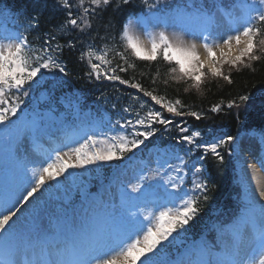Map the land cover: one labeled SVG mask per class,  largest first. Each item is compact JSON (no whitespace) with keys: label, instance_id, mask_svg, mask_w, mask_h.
<instances>
[{"label":"snow or ice","instance_id":"obj_1","mask_svg":"<svg viewBox=\"0 0 264 264\" xmlns=\"http://www.w3.org/2000/svg\"><path fill=\"white\" fill-rule=\"evenodd\" d=\"M60 8L66 9L67 19L54 26V32L47 33V38L43 40L39 47L30 42L25 32L18 31L14 37L5 38L7 43L0 42V133L9 144H15L27 133L38 131V121L34 118L31 121L22 119L18 122L11 120L16 116L20 105L23 103L21 95H29L26 85L30 88L32 83L41 74L42 69H56L64 77L68 76L67 64L63 60L64 50L69 51L77 47L76 37L68 36L65 43L58 42V35H65L67 29H78L81 33L91 30L94 27V20L100 21L101 26L110 21L103 18V13L109 6H113L114 11H121L123 6L131 4L132 0H87L88 6L85 7L86 0H77V6L82 9V14L73 18V5L70 0H56ZM149 9H153L159 3L148 4L143 0ZM261 8L255 10V15L248 14L244 17L242 27L234 29V35L228 34L221 37L224 44L231 47L232 40L237 44L241 43V36L246 37V47L241 55L232 60V65L241 61L245 54H252L254 51H264V39L257 42V37L264 28V0H260ZM207 19H211L210 17ZM40 17L37 14L32 15L26 21L25 31L39 27ZM129 22L124 25L122 30V39L125 41L124 48L131 51V55L142 60L155 61L158 56L166 62H175L179 66L181 79L190 77L195 82V87L199 88L201 78L204 73L201 69L205 62L199 60L196 43H191L185 47L183 42L177 37V40L170 38L167 32L161 31L158 34L149 33L151 42L150 49H146L143 43L131 34ZM207 29L200 33V39L204 41L203 47L206 49L212 63L209 70L214 77H223L231 82L230 76L225 75L219 67L216 66L215 52L213 51V37L206 34ZM196 35V33H193ZM259 45V46H258ZM118 55L128 63V57L125 52ZM88 58L90 64L89 77L95 75L101 77V63H93L95 60L103 62L104 65L112 64L107 59V52L101 51L99 54L89 48L87 53H80V59ZM260 57L249 55V60L256 61ZM197 61V63H193ZM227 62V61H226ZM245 67H251V64H245ZM127 71L126 68L117 64L103 73L104 78L111 81H120L123 84H130L128 80H121L116 74L117 70ZM176 73L177 69H171ZM167 83V81H165ZM131 87L139 89L145 96L150 97L156 104L161 105L162 109L168 113H174L182 116L185 113L178 110L180 101L174 103L165 101L163 97L154 95L152 91H145L140 83L131 84ZM15 90L20 95L12 96L10 93ZM241 103L249 100L248 95L239 97ZM239 107L233 101L229 107ZM214 111H220V105L213 107ZM127 111V109H126ZM191 116L199 119L196 112L189 113ZM155 121L157 123L168 125L170 120L165 119L160 111H149L143 118H137L135 122L126 121L121 127L132 128L135 138L129 140L126 136L110 137L107 146L103 149L96 147L97 138L88 137V139L78 148L70 149L76 159L64 158L60 152L55 153L54 159L48 162L46 166L38 170H32L31 175L27 176L23 189L17 188L15 191L5 193L4 185L0 182V264H156L153 257L157 255L159 249L163 247L164 241H169L173 233H178V229L184 230L189 221L198 213L197 202L199 199L208 200L206 181H196L193 183V192L200 195H193L188 199H181L176 205L175 212L172 208L160 210L158 215L150 218L146 217L147 223L136 225L130 218L124 215H117L115 210H105L93 215L87 222L77 224L74 218H57L54 224L45 226L41 222L38 213H33L31 222L28 226L20 225V215L23 211L21 205L27 206L39 190L43 189L49 182L57 180L63 173L70 168L83 167L87 164H94L98 161H112L122 159L125 152H130L144 144L145 140L153 136L155 129L151 131H137L135 126H150ZM181 131H186L181 128ZM200 131L192 135H185L181 139L185 142L194 143L193 137H200ZM143 137V139H140ZM237 141V137L224 134L213 142L196 144L197 148L203 149V154L198 158L200 163L194 168V174H202L205 170L204 161L211 154L220 164L225 163V156L221 154L220 149L231 148ZM89 151L85 152L84 149ZM261 168L264 169V158H260ZM184 161L181 160V164ZM255 168V165H252ZM173 188H179L180 185L173 183ZM134 187L133 191H138ZM259 196L264 199V185H260ZM253 207H246L239 220L232 226L230 235L225 238V233L221 232L219 246L221 251H215L216 245L207 241L193 243L184 252L178 253L176 258L169 261V264H244L242 259L241 241L243 233L248 226L255 229L256 218L252 214ZM133 214H129L131 216ZM155 221V223H153ZM260 222L262 227L258 232L257 243L264 250V208L260 210ZM20 225V226H18ZM141 236L143 237L141 239ZM259 264H264V255L259 259Z\"/></svg>","mask_w":264,"mask_h":264},{"label":"trees","instance_id":"obj_2","mask_svg":"<svg viewBox=\"0 0 264 264\" xmlns=\"http://www.w3.org/2000/svg\"><path fill=\"white\" fill-rule=\"evenodd\" d=\"M73 5V15L76 17L82 14V9L77 6V0H70ZM88 6L87 0L85 7ZM143 6L139 0H132L131 4L123 6L122 10L117 12L113 6H109L103 13V18L110 21V26L105 23L101 26L96 17L94 27L81 33L78 29H73L65 35H58V42L65 43L68 36L76 37L78 40L77 47L69 51L64 50L63 60L67 64L68 76L60 81L57 85L59 88L56 99L76 103L94 105L96 109H104L114 115L125 112L132 122L139 118L145 117L149 111H160L165 119L170 120L171 113L162 109L161 105L155 103L150 97L144 95L139 89L131 87V84L140 83L145 91H152L154 95L163 97L165 101H180L178 110L185 113L172 119L168 125H163L153 121L150 126L136 125L140 132L151 131L155 129L153 136L145 140L144 144L136 150L152 149L158 144L175 141H181L185 133L181 128L187 129H215L218 133L221 130H227L228 134L238 136L244 129H250L256 126L264 128V51H254L250 55H257L259 60L251 61L249 57L245 58L243 63L238 65L226 64L222 68L225 75L230 76L231 82L223 77H214L211 73L206 72L201 78L200 87H195V82L190 77L180 78L179 66L173 62H166L158 56L155 61L139 59L131 55V51L124 48L125 41L122 39V30L130 14L140 10ZM39 13L40 24L36 29L30 30V37L36 42H43L46 33L54 32V26L62 23L67 19L66 9L60 8L56 0H0V14L8 17L12 15L15 19L26 28V21L32 15ZM264 39V28L257 37ZM259 46V45H258ZM88 47H93L95 51H106L107 59L112 64L101 67V77L98 79L95 75L89 77L91 70L87 56L82 60L80 53H86ZM125 52L128 57V63L118 55ZM93 63H96L92 60ZM119 64L127 69L125 72L117 70L116 74L121 80H128L130 84H123L120 81H111L104 78L103 73L111 74L110 69ZM245 64H251V67H245ZM175 67L176 73L171 69ZM59 78L56 77L54 82L57 83ZM167 81V83H165ZM31 98V92L35 87L25 86ZM54 92L47 93L48 98H52ZM14 95H17L13 93ZM20 95V93H18ZM248 95L249 100L241 103L239 97ZM21 95V99L24 100ZM84 100V101H83ZM88 100V101H87ZM235 101L239 107L229 105ZM154 104V105H153ZM153 105V107H151ZM220 105V111H214L213 107ZM127 109V111H126ZM196 112L199 116L197 119L189 113ZM133 139V138H132ZM143 139V137H140ZM202 139V138H200ZM125 152L122 159L112 160V164L106 165V178L100 177L101 185L107 183L109 177H114L121 172V163L128 158L132 152ZM221 154L225 156V163L220 164L214 156L209 154L206 162L209 165L210 183L206 195L208 200L202 198L198 200V213L189 221L186 229L187 236L200 235L204 227L213 221L214 211L225 203L220 218V223L224 226L234 222L237 210L240 205L248 204L244 197V190L240 178L235 175V160L229 155L225 148L220 149ZM94 164H87L83 167L75 168L81 173H89L90 179L93 176L89 172L90 167ZM233 174L235 177L233 178ZM75 197V188L66 196L67 202ZM190 234V235H188Z\"/></svg>","mask_w":264,"mask_h":264},{"label":"rangeland","instance_id":"obj_3","mask_svg":"<svg viewBox=\"0 0 264 264\" xmlns=\"http://www.w3.org/2000/svg\"><path fill=\"white\" fill-rule=\"evenodd\" d=\"M242 14L243 9L235 10L232 21H229L226 19L228 15L227 13L218 12L212 23L211 36L213 37L214 41L213 51L216 54V66L219 68L220 65L225 63L226 61L231 63L232 60L241 55V52L246 47L245 41L247 38L244 36H241L240 44H237L235 40H232L230 48L227 44H224L223 40L221 39V37H225L228 34L234 35L235 33L233 30L238 27H242ZM150 21L152 23L154 35L158 34L161 31H165L174 41L177 40V37L179 36V39L183 42V45L185 47L189 46L191 43H196L199 60L204 61L205 65H207L209 68V65L212 63V58L209 57L206 49H204L203 47L204 42H202V40L200 39V25L192 23L189 17L186 18L180 16H170L167 19H163L160 16H152V18H150ZM129 28L131 34L134 37H137L143 43L146 49H150V38L147 42L143 35L144 32L142 30L141 21L132 19ZM193 33H196V35H193ZM10 35V31H7L5 35H2L0 33V42L7 43V40H5V38L10 37ZM247 56L248 54L244 55V57ZM193 63H197V61H193ZM94 126L95 125H83V127L80 128L78 134H82L91 130L93 131ZM66 142V135H64L63 139L57 140L54 144L50 143L47 148L50 149V146H54L55 149H57V147L64 146ZM76 143H78V140L77 142L74 141L71 145L72 147L70 148L57 150H61L67 159L69 158V156H71L72 158L74 153H72L70 149L78 148L77 146L80 145ZM46 152L48 154H45ZM238 152L240 153L241 160L243 161V176L245 180H247L251 196L255 202L262 204L261 208H264V199H261V197L259 196V191L255 190V174H257V177L259 179H262V185H264V169L261 168L259 162L260 158H264V139L262 137L248 134L239 140ZM54 157L55 153L50 154V152L46 151L45 149L39 151L34 150L31 147L29 133L25 134L20 139V141L16 142L15 144L10 145L8 140H5L3 144L1 142L0 182H2L4 185L5 193L7 191H15L17 188L22 190L23 186L26 183L27 176L31 175L32 170H38L41 167L46 166V164L48 162H51ZM252 165H255V168H253ZM54 188L59 189L58 178L55 181L49 182L43 189L39 190L36 194V198L33 199L31 203L27 204V206L21 205L23 211L18 214L20 215V225L28 226L31 222L34 212L40 215L41 222L45 226H50V224L55 223L56 220L50 217L49 214L50 212L55 210L56 212H58V210L62 207L61 203H63V200L61 194L56 193L54 191ZM109 192L111 196L106 201H104L103 204H100L98 202L103 199V196L99 194L97 197V203L93 205L88 212L87 209L76 214L74 219L76 220L77 224L81 222H87L93 217L94 214L105 210H115L117 215L122 214L126 218H130L138 226L147 223L146 220H144L143 223L138 214L135 217L133 213L129 212V214H133L129 216L127 212H124V210L121 209L120 205L122 204V201L120 200V197L121 195H124L122 187H119V185L115 187L113 186L109 190ZM143 200L144 199H142L141 201ZM147 203V201L142 202V204ZM145 209L146 206L141 207L143 217ZM153 215H158V213L152 212L151 214H147L145 216L150 218ZM255 218L261 224L260 213H258ZM153 223H155V221H153ZM257 240L258 238L256 237V235L252 233V226H248L243 233V240L241 241V255L244 264H259V259L262 255H264V250L259 247Z\"/></svg>","mask_w":264,"mask_h":264},{"label":"bare ground","instance_id":"obj_4","mask_svg":"<svg viewBox=\"0 0 264 264\" xmlns=\"http://www.w3.org/2000/svg\"><path fill=\"white\" fill-rule=\"evenodd\" d=\"M255 180H256L255 190H258L259 191L260 185H262V179H259L257 177V174H255Z\"/></svg>","mask_w":264,"mask_h":264}]
</instances>
